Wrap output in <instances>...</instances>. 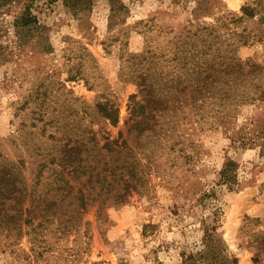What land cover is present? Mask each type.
<instances>
[{
  "label": "rangeland",
  "instance_id": "374dc122",
  "mask_svg": "<svg viewBox=\"0 0 264 264\" xmlns=\"http://www.w3.org/2000/svg\"><path fill=\"white\" fill-rule=\"evenodd\" d=\"M230 1L1 10L0 264H182L208 234L227 264H264V4L237 21L259 0ZM30 6L38 24L16 27ZM90 167L112 193L80 219ZM47 197L62 207L43 218Z\"/></svg>",
  "mask_w": 264,
  "mask_h": 264
},
{
  "label": "trees",
  "instance_id": "16d2710c",
  "mask_svg": "<svg viewBox=\"0 0 264 264\" xmlns=\"http://www.w3.org/2000/svg\"><path fill=\"white\" fill-rule=\"evenodd\" d=\"M66 1L67 2L69 1L68 4L73 9L74 8L76 9V7L87 3L86 1L89 2V0H66ZM200 1L203 4H209L213 0H200ZM15 4H20V0H0V13L2 12L1 11L2 9L4 10L9 9ZM262 4H264V0H259L255 2L253 5H251L250 7L249 6L244 7L242 9L243 16L240 17L237 21H242L244 19H254L257 16V10H258L257 8ZM18 24H21V26L26 27V28L32 27L38 24L37 18L33 15L31 11V6L27 7L25 11L17 18L16 27L18 26ZM103 109L105 110L104 112L105 117L110 120L112 119V122L115 124L116 119L115 118L113 119L112 114H110V112H108L105 108ZM115 142L116 141H108L106 142V145L115 144ZM235 169H236L235 162L233 161L227 162V164L224 166V169L221 172V181L223 182V184L228 185L229 187H232L231 185L234 184L235 182V176H234ZM82 170H83L82 167H76L72 170L71 174H73V176H76V174H80ZM88 170H91V171L82 172L83 175H88L87 181H85L84 183L86 184L87 192L84 193L83 190L80 189L78 193L76 194L78 198V203H77L76 208L74 209V213L76 216H79L80 219H81L83 212L86 210L87 207L95 204L98 201H101L99 202L101 204L105 203L108 200V198L105 200L104 199L101 200L103 195L112 193V190H111L112 183L106 181V177L104 174L107 171V169L101 172H96L94 167H90L88 168ZM114 171L116 170H113V172ZM11 172L12 171L7 172L2 177L4 185H6L9 188L8 193L18 192L20 194V189H18L17 184L15 183L14 176ZM129 187L130 185H126L125 191H127ZM64 188L65 189L59 188L57 189V191L67 192V194L71 193L72 188L69 186L67 182L64 183ZM23 190L25 191L24 188ZM122 199H123V196L117 194L115 198L113 199L114 201L113 203L115 204L124 203ZM20 200H21V195H20ZM34 202L35 201L33 200V204ZM43 202L46 203V206L42 208L41 205L43 204ZM38 204H39V208H36L35 212L39 213V216L43 218H48V216L52 215L53 213L54 214L57 213L58 210H60L62 207L58 203V201H56L55 199H49L48 197L45 198L44 201H38ZM213 231L216 232V229H213ZM207 236H209L208 237L209 240L207 239V251L205 250L196 255L188 256L187 258L183 260L182 264H210L208 263L209 258H211V261H213L212 264L230 263V259L228 258L227 255L225 256L223 252L219 253L218 251H216L215 248L210 247L209 245L210 238L211 237L213 238V234L211 235L208 234ZM231 264H238L237 260L234 259L231 262Z\"/></svg>",
  "mask_w": 264,
  "mask_h": 264
},
{
  "label": "bare ground",
  "instance_id": "6f19581e",
  "mask_svg": "<svg viewBox=\"0 0 264 264\" xmlns=\"http://www.w3.org/2000/svg\"><path fill=\"white\" fill-rule=\"evenodd\" d=\"M229 3H230V5H231L232 7H237V5H238V2H237V1H230V0H229Z\"/></svg>",
  "mask_w": 264,
  "mask_h": 264
}]
</instances>
